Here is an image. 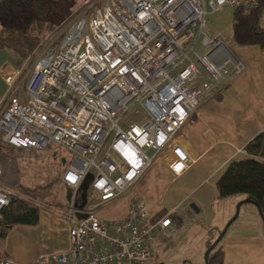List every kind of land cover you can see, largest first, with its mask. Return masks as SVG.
<instances>
[{
  "label": "built area",
  "instance_id": "1",
  "mask_svg": "<svg viewBox=\"0 0 264 264\" xmlns=\"http://www.w3.org/2000/svg\"><path fill=\"white\" fill-rule=\"evenodd\" d=\"M76 1L75 16L31 59L23 87H15L22 69H0L7 87L1 144L72 155L61 177L70 200L55 211L69 224L70 248L41 255L36 264H156L157 239L184 231L173 219L184 207L151 215L130 196L123 218L101 219L96 211L157 163L175 178L189 169L193 159L178 133L245 69L230 53L231 41L206 32V17L225 8L248 15L260 0ZM88 174L87 203L79 209ZM13 196L0 182V211Z\"/></svg>",
  "mask_w": 264,
  "mask_h": 264
},
{
  "label": "rangeland",
  "instance_id": "2",
  "mask_svg": "<svg viewBox=\"0 0 264 264\" xmlns=\"http://www.w3.org/2000/svg\"><path fill=\"white\" fill-rule=\"evenodd\" d=\"M77 5L79 8V3ZM0 12V29L3 26L20 24L21 19L12 15V12L3 7H0ZM232 15L233 10L230 8H225L220 13L208 14L206 17V32L231 41L230 46H228L230 53L244 65V71L239 76L231 79L232 84L222 108L227 115L229 127L240 135L246 136L250 132H254L264 121V49L257 45L239 46L232 41ZM260 25L264 29V18H262ZM0 55L7 56L9 63L12 64L14 58L9 51H0ZM32 60H27L21 68L22 73L20 79L15 83L16 88L23 87L31 69ZM223 88L222 90H224ZM235 135H231L232 139L236 137ZM0 148L13 152L8 148L5 149L1 142ZM36 152L37 157L32 159L31 162L26 163L28 160L23 161L22 158H19L17 166L12 154L6 155L0 152L4 156H9L10 161H12L5 168L6 165L4 161L1 163L2 158H0V182L15 192L18 183L29 187L51 183L52 187L49 191L48 200L52 203H61L65 207L69 192L67 193L68 188L66 191V188L62 187V181L60 182V180L63 170L67 168L72 160V155L58 148ZM54 154L56 157H53ZM22 155L27 156L28 151ZM190 191L192 192L190 193ZM145 192L153 200H159V202L163 200V205L166 207L177 203L181 196L190 193L193 196L186 202L188 204L197 195V164L173 181H171V176L160 172L158 179L146 183ZM133 193H135L134 190L130 189L117 201L98 209L96 211L98 217L108 220L123 218L126 214L127 199L129 200V194ZM238 198L239 196L231 198L234 200L230 201L233 203ZM239 202L234 205L231 218L234 216L236 205ZM42 204L44 203H37L38 206ZM205 209L207 210L206 221L208 222L220 213L217 204H209ZM183 220H185L184 217ZM183 225L176 222L178 228ZM196 230H190L183 237L184 239L179 242H177V238L159 237L156 241L158 243L155 252L156 264H190V262L204 264V254L208 248L204 247L205 242L208 240L213 243L221 231L218 232L210 228L212 235L206 238V232ZM219 244L226 252L224 264H264L263 221L257 207L253 204H244L240 208L237 219L231 224Z\"/></svg>",
  "mask_w": 264,
  "mask_h": 264
},
{
  "label": "crops",
  "instance_id": "3",
  "mask_svg": "<svg viewBox=\"0 0 264 264\" xmlns=\"http://www.w3.org/2000/svg\"><path fill=\"white\" fill-rule=\"evenodd\" d=\"M4 64L13 67V64L9 63L7 56L0 55V69ZM231 84L232 80L226 82L224 85L225 87L223 86L224 90L220 92L219 97L206 102L195 115L193 121L182 128L176 139L178 143L186 145L193 159L189 169L197 164V195L187 204L186 202L188 199L193 196L190 194L192 190L189 194L181 196L177 203L171 204L168 207L163 205V200L159 202V200H153L151 196L146 195V183L153 181V179H158L160 172H164L165 175L171 176V181L176 179L163 163H157L148 169L132 188L135 193L129 194V197H134L141 202L151 215H158L162 211L181 209L183 207L186 208L192 203L195 204L197 213H194L192 218L188 217L184 211L178 213V218H182L181 223L184 225L181 227H184V231L172 237L175 239L177 238V242L183 240V237H185L190 230L197 229L196 231L206 232V238L212 235L211 230L221 231L226 222L231 218L234 205L244 200L242 196L235 199L237 201H233V203L230 200L234 199L231 198L225 200L217 199L215 180L219 172L229 161L244 155L239 154L238 151L243 150L245 145L252 138L264 131V121L254 132H250L246 136L240 135L238 132L234 131L233 128L229 127L227 123L228 118L222 105ZM6 90L7 87L0 77V98L5 94ZM231 135H235L236 137L232 139ZM0 158H2L1 163L4 161L6 165L4 166L5 168L12 162L9 156L7 157L0 154ZM61 184L62 187L65 186L63 183ZM64 188H66V186ZM142 193L143 195H141ZM128 203L129 200L127 199V208ZM209 204H217L220 213L215 216L216 220L212 217L208 222L206 221L207 210L205 208L208 207ZM57 210L58 209L54 207L41 210L39 221L35 226L18 225L13 227L6 238L0 241V260L10 259L15 264H36L37 259L41 255L68 251L70 248L68 236L69 224L65 219L55 214ZM183 217L185 220H183ZM182 221L186 222L183 223ZM208 243L209 241L207 240L204 247H207ZM157 244L158 243H156L155 246V252ZM223 252L225 263L226 252L224 249ZM190 264L194 263L190 262Z\"/></svg>",
  "mask_w": 264,
  "mask_h": 264
},
{
  "label": "trees",
  "instance_id": "4",
  "mask_svg": "<svg viewBox=\"0 0 264 264\" xmlns=\"http://www.w3.org/2000/svg\"><path fill=\"white\" fill-rule=\"evenodd\" d=\"M0 4V7L21 19L19 25L3 26L0 29V51L6 50L13 55L12 64L17 69H21L27 60L34 58L46 37L57 34L78 12L76 0H2ZM263 12L264 0H260L258 8L248 15L241 11H233L232 41L235 44L257 45L264 49V29L260 25ZM243 150L244 155L229 161L217 175L215 180L217 199L242 196L256 202L264 216V131L252 138ZM26 151L28 155H22ZM0 152L12 154L16 166L19 158L23 161L28 160L27 163L37 157L35 150L11 152L0 148ZM53 157H56L55 154ZM51 187V183L35 187L22 186L21 183L16 185L15 196L11 198L9 205L0 211V241L4 240L15 226L37 225L41 210L50 207L64 208L61 203H52L48 200ZM38 202L44 204L38 206ZM173 219L181 223L178 217L174 216ZM211 244L212 242H209L207 247L209 248ZM208 264H224V252L220 244L209 254Z\"/></svg>",
  "mask_w": 264,
  "mask_h": 264
},
{
  "label": "water",
  "instance_id": "5",
  "mask_svg": "<svg viewBox=\"0 0 264 264\" xmlns=\"http://www.w3.org/2000/svg\"><path fill=\"white\" fill-rule=\"evenodd\" d=\"M92 179V176L90 174H88L84 181L82 182L79 190H80V205L78 206L79 209H82L83 207H85L86 203H87V195H88V190H89V185H90V181ZM67 200H70V195L67 196ZM244 204H253L254 206L257 207L258 211H259V215L262 218L263 221V237H264V216L263 213L261 212L259 205L256 202H252L250 199H244L242 201H240L235 208V214L234 216L228 221V223L225 225L224 229L219 233L217 239L212 243V245L207 248V250L205 251L204 254V264H208V256L209 254L218 246V244L221 242V240L223 239L224 235L226 234L227 230L229 229V227L231 226V224L237 219L239 212H240V208L244 205ZM184 213L192 218L194 213H197V208L195 206V204H190L189 206H187L184 210ZM81 218V217H80ZM85 218V217H83Z\"/></svg>",
  "mask_w": 264,
  "mask_h": 264
},
{
  "label": "clouds",
  "instance_id": "6",
  "mask_svg": "<svg viewBox=\"0 0 264 264\" xmlns=\"http://www.w3.org/2000/svg\"><path fill=\"white\" fill-rule=\"evenodd\" d=\"M67 179L70 180V181H73V182L75 181V177H73V176H71V175H69V176L67 177Z\"/></svg>",
  "mask_w": 264,
  "mask_h": 264
}]
</instances>
